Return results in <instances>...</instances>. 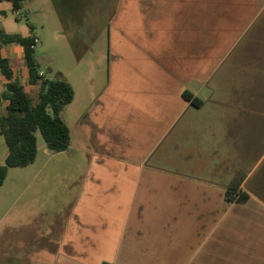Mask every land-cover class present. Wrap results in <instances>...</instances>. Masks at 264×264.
I'll return each mask as SVG.
<instances>
[{"label": "crops", "instance_id": "1", "mask_svg": "<svg viewBox=\"0 0 264 264\" xmlns=\"http://www.w3.org/2000/svg\"><path fill=\"white\" fill-rule=\"evenodd\" d=\"M133 3L149 17L129 28L132 52L98 104L109 124L87 114L84 159L71 158L85 173L72 199L52 223L46 212L14 219L0 237V264L264 261L246 246L217 251L222 190L237 171L232 132L238 117L264 109V0ZM263 226L246 219L223 227L227 236L237 230L240 250L246 230Z\"/></svg>", "mask_w": 264, "mask_h": 264}, {"label": "rangeland", "instance_id": "2", "mask_svg": "<svg viewBox=\"0 0 264 264\" xmlns=\"http://www.w3.org/2000/svg\"><path fill=\"white\" fill-rule=\"evenodd\" d=\"M133 1L77 0L76 6L67 15L66 25L52 0H27L17 13L13 12L10 3L0 4V29L8 35H34L37 38L35 50L40 72L48 79L65 80L74 92L73 101L61 113V118L70 130L69 149L63 153H54L48 149L44 151L40 147L44 140L38 132L40 148L36 160L24 168L9 169L0 188V237L22 213L32 217L33 214L46 212L47 223H52L53 214L61 212L72 199L74 184L85 173L84 164L76 165L71 158L84 159L83 144L80 141H84L82 138L88 127L87 114L94 110L95 116L92 119L100 124H109L108 117H102L98 104L109 83L116 81L119 59L124 58L128 51L132 52L134 36L129 28L149 17H142L140 5ZM4 54L12 61L17 81L36 100L40 90L29 84L22 48L17 45L7 46ZM5 81L0 73V94L4 91ZM232 133V164L233 168L236 165L237 171L232 172V181H225L227 186L222 194L231 185L243 180L242 189L253 198L247 204L237 207H230V204L223 202L222 247L217 251L229 256L226 254L246 252V246L247 251L259 250L264 253V226L246 230L249 232L246 238L250 240L245 244V240L241 239L240 250H237L240 239L233 234L237 230L231 228L227 236L226 229L229 228L223 227L229 221L246 219L264 225V202L260 193L250 186L253 180L257 182L264 174V109L238 117ZM7 154L4 138L0 136V166L4 164ZM232 262L264 263L262 260ZM190 264H194V261Z\"/></svg>", "mask_w": 264, "mask_h": 264}, {"label": "trees", "instance_id": "3", "mask_svg": "<svg viewBox=\"0 0 264 264\" xmlns=\"http://www.w3.org/2000/svg\"><path fill=\"white\" fill-rule=\"evenodd\" d=\"M26 1L0 0V4L10 3L13 12L17 13ZM52 1L66 25L67 15L76 6L77 0ZM36 39L34 35H8L0 29V73L6 80L4 91L0 94V136L4 138L8 149L5 162L0 166V188L9 169L24 168L36 160L39 148L38 132L46 148L54 153L66 151L71 144L70 130L61 118V113L73 101L74 92L65 80L48 79L45 75H40L36 59ZM11 45L22 48L29 84L40 90L36 100L17 81L9 59L4 56V49ZM184 98L196 106L201 104L200 100L193 99L190 94H184ZM241 182L227 189L224 196L226 203L246 204L250 200L252 195L241 189ZM250 186L260 193L264 202V174L257 182L253 180Z\"/></svg>", "mask_w": 264, "mask_h": 264}, {"label": "built area", "instance_id": "4", "mask_svg": "<svg viewBox=\"0 0 264 264\" xmlns=\"http://www.w3.org/2000/svg\"><path fill=\"white\" fill-rule=\"evenodd\" d=\"M41 76H43L44 74L43 73H40Z\"/></svg>", "mask_w": 264, "mask_h": 264}]
</instances>
